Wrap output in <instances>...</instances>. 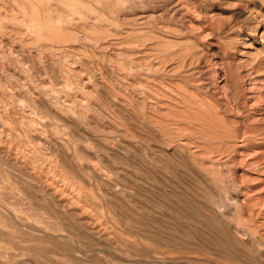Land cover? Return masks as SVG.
I'll list each match as a JSON object with an SVG mask.
<instances>
[{
	"label": "rangeland",
	"instance_id": "rangeland-1",
	"mask_svg": "<svg viewBox=\"0 0 264 264\" xmlns=\"http://www.w3.org/2000/svg\"><path fill=\"white\" fill-rule=\"evenodd\" d=\"M0 264H264V0H0Z\"/></svg>",
	"mask_w": 264,
	"mask_h": 264
}]
</instances>
